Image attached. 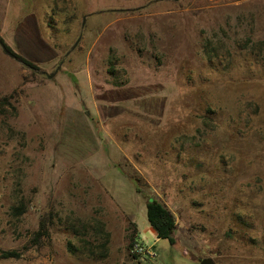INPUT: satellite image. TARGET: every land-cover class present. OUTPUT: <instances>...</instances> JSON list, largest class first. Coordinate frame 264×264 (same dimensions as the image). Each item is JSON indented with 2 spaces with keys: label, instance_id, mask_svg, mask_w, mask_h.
Returning <instances> with one entry per match:
<instances>
[{
  "label": "rangeland",
  "instance_id": "374dc122",
  "mask_svg": "<svg viewBox=\"0 0 264 264\" xmlns=\"http://www.w3.org/2000/svg\"><path fill=\"white\" fill-rule=\"evenodd\" d=\"M0 39V264H264V0H0Z\"/></svg>",
  "mask_w": 264,
  "mask_h": 264
},
{
  "label": "trees",
  "instance_id": "16d2710c",
  "mask_svg": "<svg viewBox=\"0 0 264 264\" xmlns=\"http://www.w3.org/2000/svg\"><path fill=\"white\" fill-rule=\"evenodd\" d=\"M1 41V39H0ZM16 54V53H14ZM19 60L27 64V61L16 54ZM148 219L154 229L158 232L160 238H169L172 243L177 242L176 231H177V219L172 210L165 205L162 201L157 198H151L148 202ZM103 225V223H101ZM50 234V226L48 221L45 219L41 228L36 233L37 242L42 241L45 236ZM136 241V240H135ZM133 242V244L135 243ZM133 246V245H132ZM97 248H100L101 256L106 257L108 255V245H98ZM91 251L96 254L95 249ZM0 256L5 258L10 257H20L21 253L17 250H2L0 249Z\"/></svg>",
  "mask_w": 264,
  "mask_h": 264
},
{
  "label": "built area",
  "instance_id": "2783aa9c",
  "mask_svg": "<svg viewBox=\"0 0 264 264\" xmlns=\"http://www.w3.org/2000/svg\"><path fill=\"white\" fill-rule=\"evenodd\" d=\"M132 251L136 257L141 260H147L150 256L157 255L156 253H153L150 247L139 239L133 244Z\"/></svg>",
  "mask_w": 264,
  "mask_h": 264
},
{
  "label": "water",
  "instance_id": "95a60500",
  "mask_svg": "<svg viewBox=\"0 0 264 264\" xmlns=\"http://www.w3.org/2000/svg\"><path fill=\"white\" fill-rule=\"evenodd\" d=\"M86 21V19H85ZM4 51L9 54L10 56L18 59V57L16 56V54H14L12 51H10L6 45L2 42H0ZM79 41L75 44V47L78 45ZM62 67V65L60 66V68ZM58 71H56L55 73H47V75L50 77V78H53L57 75ZM200 264H219L213 257H206L204 258Z\"/></svg>",
  "mask_w": 264,
  "mask_h": 264
}]
</instances>
